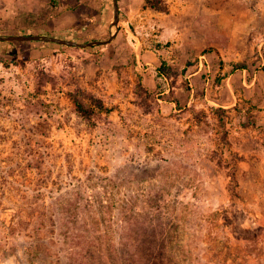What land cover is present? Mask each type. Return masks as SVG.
I'll return each instance as SVG.
<instances>
[{
	"label": "rangeland",
	"instance_id": "374dc122",
	"mask_svg": "<svg viewBox=\"0 0 264 264\" xmlns=\"http://www.w3.org/2000/svg\"><path fill=\"white\" fill-rule=\"evenodd\" d=\"M118 1L96 48L0 43V264H264V0ZM113 20L0 0L4 36Z\"/></svg>",
	"mask_w": 264,
	"mask_h": 264
},
{
	"label": "water",
	"instance_id": "95a60500",
	"mask_svg": "<svg viewBox=\"0 0 264 264\" xmlns=\"http://www.w3.org/2000/svg\"><path fill=\"white\" fill-rule=\"evenodd\" d=\"M113 1H114V20L111 24V35L107 41L96 40V41H92L88 43H81L78 41L59 38V37L51 36V35H8V36L0 35V42H16V41L18 42H40L42 41V42L55 43L58 45L78 47V48H84V49L110 43L116 38L117 33L120 30V22H121V9L119 5V1L118 0H113ZM113 29H115V32H113Z\"/></svg>",
	"mask_w": 264,
	"mask_h": 264
},
{
	"label": "trees",
	"instance_id": "16d2710c",
	"mask_svg": "<svg viewBox=\"0 0 264 264\" xmlns=\"http://www.w3.org/2000/svg\"><path fill=\"white\" fill-rule=\"evenodd\" d=\"M154 1H155V0H147V2L151 4V6H152L153 9H156V10L160 9V8L157 7V5H156V3H155ZM40 42H42V41H40ZM0 43H2L3 46L5 45V47H6L8 50H10L11 48H13L14 46H16V45H18V44H26V43H29V42H18V41H16V42H0ZM54 44H55V43H54ZM57 45H58V44H57ZM59 46H60V47H69V46H63V45H59ZM99 46H100V45H99ZM96 47H98V46H94V47H91V48H96ZM243 67H245V66L237 65V66H236V69H243ZM77 107L81 110V112H83V111L85 112V111H86V108L84 107V105H83L81 102H77ZM40 226H42V229H43V230L45 229L43 223H41ZM43 230H41V229L38 227V229H36V230L34 231V234H35L34 239H39L40 241H44L46 237L44 236V232H43ZM38 242H39V241H38ZM38 242H37L36 245L39 244ZM109 247H111V246H109ZM39 248L42 249L43 251H45V249H43V247H42L41 244L39 245ZM109 249H110L111 252L113 251V250H111V248H109ZM48 251H49V249L46 251V253H45L46 255L48 254ZM117 251H118V250H117ZM114 252H115V254L118 256V253L116 252V246H114Z\"/></svg>",
	"mask_w": 264,
	"mask_h": 264
},
{
	"label": "crops",
	"instance_id": "0c3cea01",
	"mask_svg": "<svg viewBox=\"0 0 264 264\" xmlns=\"http://www.w3.org/2000/svg\"><path fill=\"white\" fill-rule=\"evenodd\" d=\"M147 70H149V68H147ZM241 70H243V74H242V77L240 79L241 80V84H256L255 83L256 79L254 81L250 80V76H248L247 71H246V70H248L247 68H243ZM194 75H197V73H195ZM235 76H236V74H235V72L233 70L232 72H230L228 74V81H232V84H236L237 80H236ZM234 77H235V79H234ZM197 78L198 77H196L195 80H197Z\"/></svg>",
	"mask_w": 264,
	"mask_h": 264
}]
</instances>
